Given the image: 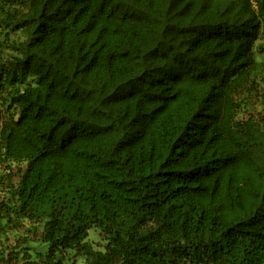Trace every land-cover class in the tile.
Wrapping results in <instances>:
<instances>
[{"label": "trees", "instance_id": "16d2710c", "mask_svg": "<svg viewBox=\"0 0 264 264\" xmlns=\"http://www.w3.org/2000/svg\"><path fill=\"white\" fill-rule=\"evenodd\" d=\"M261 39L264 0H0V264H264Z\"/></svg>", "mask_w": 264, "mask_h": 264}, {"label": "rangeland", "instance_id": "374dc122", "mask_svg": "<svg viewBox=\"0 0 264 264\" xmlns=\"http://www.w3.org/2000/svg\"><path fill=\"white\" fill-rule=\"evenodd\" d=\"M258 44H263L264 45V39L259 40ZM263 105H259L258 109L261 110ZM264 114V111H263ZM90 240L94 243V244H98L100 242V236L98 235L97 231H92L90 234Z\"/></svg>", "mask_w": 264, "mask_h": 264}]
</instances>
